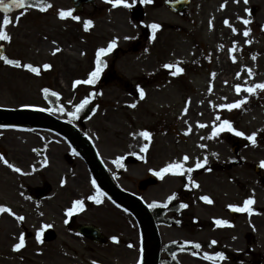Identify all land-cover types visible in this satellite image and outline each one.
<instances>
[{"label":"rangeland","instance_id":"rangeland-1","mask_svg":"<svg viewBox=\"0 0 264 264\" xmlns=\"http://www.w3.org/2000/svg\"><path fill=\"white\" fill-rule=\"evenodd\" d=\"M49 1L52 9L40 15L29 8H12L7 13L10 24L5 27V31L11 37L5 43L7 57L19 60L22 65L31 63L42 68L48 62L52 67L45 76L36 78L22 66H6L0 61L1 107L13 109L24 105L32 106L28 108L43 107L40 87L48 84L54 92L60 93L58 102L70 112L73 111L74 104L88 97L90 87H98L99 93L94 101L97 108L85 124L86 132L94 141L108 172L116 177L118 186L132 193H136L139 181L145 179L147 175H155L156 171L169 162H181L185 168L193 169L198 159L203 163L207 158V165L212 166L225 164L232 159L230 147L220 140V134L211 138V133H208L213 122L219 124L217 116L227 117L234 128L248 135L256 132L258 136L256 144L248 143L242 149V155L246 161L254 163L264 159V90L256 91L253 102V94H247L243 90L238 94L228 88L236 77L235 74H229L224 80L220 79V82L216 80L220 87L213 90L215 92L213 95H202L206 93L203 89L211 85H207L205 79L207 76L211 77L210 67H213V64L208 62L207 69L201 68L204 64L200 49H204L203 47L198 51L194 50L193 53L199 54L200 59L199 67L194 68V77L186 73L182 77L183 80H180L162 72L165 63L187 61L186 58H179L177 48L178 41L183 43L182 40L190 39L185 36L186 34L207 45L206 35L208 37L210 33L204 31L200 34L198 29L187 25L182 34L166 29L162 32L157 31L156 39L147 41L146 26L152 21L170 22L173 20L171 16L166 13L162 15L159 11H149L147 14L146 10L147 15L141 20H134L130 16V8L123 5L113 7L107 0H96L98 4L102 3L107 7L95 11L87 8L85 13L76 14L80 20H75L72 16L62 19L58 13L62 9L70 10V1ZM139 1L128 0L132 6ZM222 4L225 5L224 0H194L190 14L204 5L206 11H211L217 16L219 9L221 13L225 8V6L221 8ZM246 4L256 6L258 14L254 19L245 16L250 23L244 24V27L238 22H235L236 25L229 23V26L225 25L224 21L218 22V26H215L214 46L216 50H219V47L223 48V61H233V55L236 57L235 62L239 61L237 56L242 53L240 52L242 45L235 42V51L230 53L234 46L232 37L239 33L243 34L246 28L250 29L248 36L243 34L246 48L243 51L244 55L242 54L244 59L240 63L242 67L238 70L242 73L243 83L249 86V68L254 75L251 79L253 84L264 82V32L261 29L256 30L254 26V23L259 26L264 22V0H247ZM21 12L24 14L21 15ZM4 15V12L0 13V24ZM238 17L242 18L241 15ZM85 19L92 21L88 29L84 28ZM226 26L230 28H223ZM233 27L237 29L236 32H233ZM223 32L228 33L225 39ZM114 38L116 47L112 52L104 54L101 59L105 64L112 60L111 67L123 77V82L116 80L105 84L99 80L94 86L81 83L74 88L76 80H86L89 73L95 69L97 50L107 47ZM57 48L60 49L59 52L55 51ZM209 48L206 52L210 57ZM219 63V58H215L214 67L217 68ZM126 84L131 86L130 92L123 89ZM138 85L145 91L143 98L140 97L139 91L138 94H133ZM222 87L223 89H220ZM218 90L223 92L220 93ZM245 96L251 97L246 101L251 105H244L242 110L218 107L223 103L241 100ZM133 104L136 106L132 107ZM185 107L188 109L186 113ZM199 124L210 127H200ZM142 130L151 133L150 139L146 140L139 135ZM133 133L137 135L133 136ZM244 139L249 142L245 137ZM209 140L212 141L211 144L206 147L200 146L206 145L205 142ZM145 143L149 147L142 151ZM65 154L66 146L46 132L0 128V155L22 170L16 172L0 160V205L7 206L11 212L24 217V225L31 231L30 233L51 222L53 205L62 204L61 201L64 199L81 200L95 190L81 162L74 158L68 161ZM185 154L190 158L186 162L183 161ZM128 156H138L139 160H136L135 164H124L123 171L116 169V159ZM141 156L144 158L141 159ZM45 159L48 161L47 164L44 163ZM187 175L186 172L165 173L163 178L155 175L159 179L158 185L148 188L140 196L147 204L154 201L164 204L169 195L187 185V188H190L189 208L184 215L198 218L200 228L196 233L192 232L194 234L162 228L159 230L160 236L162 242L192 241L201 245V248H196V253L186 252L177 255L176 260L180 264H208L203 254L205 252L213 254L222 251L224 247V232L221 226H216L215 219H222L225 216L223 209L227 203H238L237 199H243L245 194H252L249 186L245 184L261 180L264 182V171L258 177L246 165V170L233 168L225 174L216 171L199 173L196 177H191V181H195L198 187L191 183ZM43 180L51 184L52 193L39 203L30 202L25 193V186H39ZM66 180L67 183L62 188L60 181ZM204 195L209 196L213 203H199L198 199ZM257 195L256 204H264V192L259 191ZM100 219L119 221L122 216L104 204ZM2 220L0 219V248L6 250L0 249V264H93V261L96 264L105 261L111 264H137L138 261L139 238L136 229L134 250L131 251L115 250L113 247H110V250H84L81 246H75L78 250H57L55 246H62L58 245L59 243L54 246H41L30 238L24 239L25 244H28L27 249L21 250L18 254L9 250L15 242L16 233L8 230V225ZM211 222L215 223L213 231L209 228ZM212 240L218 243L212 245ZM215 264L222 262L216 261Z\"/></svg>","mask_w":264,"mask_h":264},{"label":"flooded vegetation","instance_id":"flooded-vegetation-1","mask_svg":"<svg viewBox=\"0 0 264 264\" xmlns=\"http://www.w3.org/2000/svg\"><path fill=\"white\" fill-rule=\"evenodd\" d=\"M167 1H175V0H152L151 3H144V6H146L147 14L149 11L154 12H160L162 15H169L171 16L173 20H170V22H167L166 20H160L158 23L162 25L161 30L164 31L166 29L175 30L176 32L182 34V31H184V27L187 25H191L192 27L198 29L201 32L207 31L210 33V35L207 37V45L201 44L198 42L196 38H191L189 34H186L185 36L190 38L185 40H182V42L177 43L178 48V56L179 58H186L187 61L185 62H179V66L184 69V72L181 76H178L179 78L183 77L186 73L190 74V77L194 76V68L198 65V55L193 54L194 50L198 51L201 47L204 49L202 50V57H203V63L209 62V64H213V67H210V70L212 69V73H209L211 77H206L205 81L208 85L205 87L206 92L208 91L209 87H212V91L216 87H220L219 83L220 79H224L227 77V75L232 73H238L239 68L241 67L240 62L243 61V51L245 48V40L241 33L235 35L232 37V40L234 42H238L242 45L240 48V52H242L240 55L237 56L239 61L231 62L230 60L223 61V48L219 47V50L215 49L214 46V37H215V26H218V22L224 21L225 19L229 20V23H233V25H236L235 22L242 23V20L245 17L244 10L246 9L244 0H224L225 8H223V11L220 13L221 9H219V12L217 16H214L211 11H206L207 9L204 7V5L200 6L199 9H196L193 13L190 14L189 10H182L179 11V13L176 11H173L171 7L167 4ZM190 4H194V0H190ZM234 4L232 7L231 5ZM39 9V8H38ZM98 8H95L97 10ZM100 9V7H99ZM146 14V15H147ZM242 16V19H238L240 15ZM209 21H212V27L209 26ZM229 26V25H228ZM223 27L229 29L230 27ZM228 33L223 32V38H227ZM147 38V36H146ZM210 47V48H209ZM207 48L210 49V57L206 54H204L207 50ZM191 55H189V54ZM186 54L189 55L186 57ZM244 55V54H243ZM209 57V58H208ZM258 57V56H257ZM256 57V58H257ZM215 58H219L220 63L218 64V67H214ZM228 58V55H227ZM226 62V64L224 63ZM214 70V71H213ZM107 74L110 73V69H107L105 71ZM213 74H215L213 76ZM242 75V74H241ZM234 84H242V81L238 78H236ZM217 85V86H216ZM234 85V86H235ZM230 86L229 89L234 87ZM190 88V87H187ZM220 89H223L220 88ZM211 91V92H212ZM209 92V91H208ZM210 92V93H211ZM193 93V92H190ZM62 104L56 105L52 104L50 107L55 109H58ZM64 107V106H63ZM65 108V107H64ZM68 109L65 108V112ZM52 113L56 114H63L59 111H54ZM66 116V115H65ZM77 123H80L81 119H76ZM82 128L86 131V127L82 125ZM225 140L227 144H231L232 146H237L238 151L234 154V159L232 161H229L227 163L228 168H232V165L237 166L238 168L246 170V165L248 166L249 170H253V172L259 174L261 170L257 166L256 163L246 161V158L243 157L241 153V149L245 147V143L243 137H238L234 133H229L225 135ZM63 144L65 143L63 140L61 141ZM47 148H45V151ZM43 152V154L45 153ZM66 155V154H65ZM76 156V155H75ZM66 157V156H64ZM77 160L81 162L83 165V169L87 173V175L90 178V174L87 171V168L77 156ZM72 162V160H71ZM75 177V176H74ZM67 183V180L64 181V183L60 184L61 187L64 188V184ZM246 186H249V191L252 192V194H245L246 196H256L257 193L262 190V188H259V184H245ZM264 191V189H263ZM52 193V192H51ZM91 195H94L92 193ZM84 202V207L81 209V211L74 212L72 215L67 214V209L72 207L73 200L71 199H64L62 200V204L59 205H53L52 212H53V218L50 220L46 225H49L50 227H41L40 229L34 231L33 233H30L31 231L27 230L26 225H24V219L19 220L17 217L20 215H16L14 212H0V219H3L2 222L6 223L8 225V230L13 231L16 233V239L15 242L11 245L12 247L9 248V250H12L13 253H20L21 250H26L28 244L24 243V246L21 247L19 250L14 249V246L16 243L19 242V238L21 234L24 235L25 240H30L32 238L36 244L38 245H48V246H54V244L59 243L58 245H62L61 247H57V250H78L75 246H81L84 250H110V247L114 248L115 250H134V221L132 217L122 208L118 207L117 205L111 203L108 199L101 198V203L97 204L93 200L87 199V196H84L83 199H81ZM243 200V201H244ZM37 203V202H36ZM35 203V204H36ZM104 204H107L112 209L115 210V212L120 213L122 216V219H119L117 221L116 219H110L108 221H102L100 219L101 217V210L102 206ZM253 207H255V211L251 213L249 216L246 213L241 212H233V214L230 213V209L227 211L228 218L227 220L230 222L229 226L225 227V242H226V248L224 250L225 253V259H223V264H264V204L259 205L256 204L254 200ZM15 215H14V214ZM7 217V218H5ZM247 217H250L247 219ZM60 220V222H59ZM161 222L166 225L165 220H161ZM82 226H91L94 229H97L100 231V233L104 236V238H101L100 241H95L96 239H92L90 237H86L79 233V229ZM51 230V237L48 241L44 240V237L42 236V239L37 240L36 236L37 233L40 232V234L44 230ZM95 232V231H94ZM95 235H92V237ZM116 237L117 239L114 241L112 237ZM13 236L11 235V238ZM63 240V242H61ZM11 242V240H10ZM9 242V243H10ZM233 245L235 247H238L239 250H232ZM50 248V247H49ZM1 249V248H0ZM1 250H6V248H3ZM9 256V255H8ZM6 256H3L5 258ZM104 264H111L109 261L103 262Z\"/></svg>","mask_w":264,"mask_h":264},{"label":"snow or ice","instance_id":"snow-or-ice-1","mask_svg":"<svg viewBox=\"0 0 264 264\" xmlns=\"http://www.w3.org/2000/svg\"><path fill=\"white\" fill-rule=\"evenodd\" d=\"M107 2L110 3L113 7L120 6V5H123L124 7H128V8L132 7V4L129 3L128 0H107ZM141 2L147 4V3H151L152 0H141ZM245 2H247V0H245ZM29 6L37 7V8H39L40 11H47L49 8L52 7V5L49 4V3H46L45 0H7V2H5V0H0V9H2L3 12L5 13V15L3 16L2 24H0V40L8 41V40L11 39L10 35L8 34V32L5 31V27L10 24V17H9V15H7V13H9L12 8L21 9V8H27ZM224 6L225 5L222 4L221 8H223ZM246 11H247V9H246ZM23 14L24 13L21 12V15H23ZM58 15H59L60 18L63 19V18L72 16V11L71 10H63L62 9V10L59 11ZM72 18L75 19V20H80V17H78V16H72ZM238 19H242V18H238ZM16 21L18 23L19 16L16 18ZM224 23H225V25H229V20L225 19ZM243 23L245 25H247V24L250 23V21L247 20V19H243ZM91 24H92L91 20H86L84 22V28L88 29ZM209 26L210 27L213 26L212 25V21H209ZM161 27H162V25H160L159 23H155V22H153L150 25V28L152 30V38L153 39H155V34H156L157 30L160 29ZM232 30H233V32L237 31V29L234 28V27H233ZM249 31H250V29L246 28L244 30L243 34L245 36H248ZM250 42L251 41H246V43H250ZM233 45H234L233 48L230 49V53L235 51V42H233ZM0 47H2V45H0ZM115 47H116V38L111 40L108 43L107 47L99 48L97 50V52H96V67H95V69L89 73V76H88V78L86 80H83V81L82 80H76L74 82V84H73V87L75 88L76 85H79L81 83L88 84V85L95 84L96 81L99 79L100 74L103 71V68L106 66L105 65V61H103L101 59V57L104 54H106V53L112 52ZM55 51L59 52L60 49L57 48ZM232 59L235 62L236 57L233 55ZM253 59H255V57H253ZM0 60H3L8 65H13V66H17V67H21L22 66L23 68L28 69L31 72L35 73V74H39L40 73V68L39 67H36L33 64H31V63H27V64H23L22 65L19 60H17V59H9L3 52H0ZM51 67H52V65L47 64V63H45L43 65L44 69H49ZM163 68L170 70V75H172V76H177V75H179V74L184 72V69L182 67H180L178 63L177 64L165 63L163 65ZM252 74H253L252 69L249 68L248 69V75L251 76ZM214 75L215 74H213V76ZM239 76H240V73H237V77H239ZM137 88H138L140 97L143 98L145 96L144 89L142 87H140L139 85L137 86ZM242 90L246 91L249 94H253L257 90H264V82L255 83V84H252V85H249V86H246V87L242 86L241 84H236L235 85V91L238 94ZM42 91L45 94H48L50 90L48 88H44V89H42ZM208 91L209 92L212 91V87L211 86L209 87ZM51 95L53 97H57L58 98L60 96V93L52 92ZM247 99H248V97L245 96L241 100H236L233 103H223V104L218 105V107L221 108V109L239 108L247 101ZM89 102H90V97H85L83 100H81L79 103H77L74 106L75 110L68 112L67 115L69 117H71L72 119L78 118L80 112L84 110V108L89 104ZM69 103H71V102H69ZM188 103H190V99H189ZM135 106H136L135 104L132 105V107H135ZM24 107H32V106L31 105H24ZM187 110H188L187 107H185L184 112L186 113ZM41 111H45V112L59 111L61 113H64L65 112V108L63 107V105H61L58 109H55V110L53 108H42ZM95 111H96V108H93L92 112L94 113ZM217 120H220L219 116H217ZM199 126L200 127H206L207 125L206 124H199ZM0 127H7V126L6 125H0ZM225 131H228L230 133H234L238 137H245L252 144H256V142H257L256 141V137H257V133L256 132H253L250 135H248V134H246L243 131H239L236 128H234L233 125H232V122L227 120V119L222 120L218 125L215 122H213L212 132H211L212 137H216L220 133H223ZM132 135L135 136L137 134L133 133ZM139 135L144 137L146 140L150 139V137H151V133L149 131H147V130H142L139 133ZM200 146L201 147H206V145H200ZM148 147H149V145L147 143H145L143 145V147H142V151L147 150ZM73 151L75 152V149H73ZM140 158L143 159L144 157L141 156ZM189 159H190L189 156L187 154H185L184 157H183V161L186 162ZM0 160H3V162L6 165H8L10 168H13V170L16 171V172H21L22 171L19 167H16L15 165L10 164L9 161L7 159H5L2 155H0ZM121 160H123V157H118L116 159L115 163L118 166L122 167V165L120 164ZM44 163L45 164L48 163L47 159L44 160ZM203 163H207V158H205ZM203 163L198 159L196 161V163H195V168L202 167ZM261 167H264V161H261ZM192 171H193V169L191 167L185 168L184 163L173 161V162H169L166 166L161 168L159 171H156L155 175L158 176V177L163 178V175L165 173L184 174L185 172L186 173H191ZM189 180L191 181V177L190 176H189ZM61 183H64V181H61ZM92 183H93V186L96 187V192H95L94 195H90L89 197H87V199L93 200L97 204H99V203H101V197L102 196H107V193L103 192L98 186H96V181L95 180H93ZM191 183L195 184L198 187V184H196L195 181H191ZM185 186L187 187V185H185ZM175 197H176V193H172L171 195H169L167 197V201L171 202L172 200L175 199ZM200 199L203 200V201H206L208 203H212L213 202L211 200V198L209 196H207V195L201 196ZM253 204H254V199L253 198H246L243 201L242 205L229 204L227 207L232 209L233 211H236V212L251 214V213H253L255 211V209L252 207ZM157 206H158V202H155V201L148 204V207L150 209L151 208H156ZM164 206L166 207L167 204H164ZM83 207H84V202L82 200H80V199H77V200H75L73 202L72 207L68 208L66 211H67V214L70 216L75 211H77L79 209H82ZM179 207L180 208H186V207H188V205L186 203L182 202ZM5 211L11 212V209L8 208L7 206L0 205V212H5ZM17 218L19 220H23L24 219V217H22V216H19ZM215 223L217 225H219V226H229L230 225V222L228 220L219 219V218L215 219ZM45 227H50V226L49 225H45ZM36 238H37V240H40V238H41L40 232L37 233ZM112 239L115 241L117 238L114 236V237H112ZM24 243H25L24 235L21 234V236L19 238V242L14 245V249L19 250L21 247L24 246ZM193 243L195 245V248H197V249L201 248V245L198 242H192V241H185L184 242L185 245L193 244ZM217 243L218 242L216 240H212L211 241L212 245H215ZM203 255H204L205 259L214 261V264H215L216 261H221V260L226 258L225 257V253L223 251H217V252H215L213 254L205 252ZM93 264H96V262L93 261Z\"/></svg>","mask_w":264,"mask_h":264},{"label":"water","instance_id":"water-1","mask_svg":"<svg viewBox=\"0 0 264 264\" xmlns=\"http://www.w3.org/2000/svg\"><path fill=\"white\" fill-rule=\"evenodd\" d=\"M92 4V0H71V4L75 10L79 11L84 4ZM186 5V1H177L174 6L180 8ZM255 10H252L254 13ZM136 16H140V9H134ZM0 52L2 48H0ZM0 125L7 127L20 128H37L52 130L60 135L65 136L74 146L85 147L80 134L69 124L61 122L44 112L36 110H3L0 109ZM83 155V154H82ZM84 156V155H83ZM84 159L87 161L90 172L96 180L98 186L108 194L110 198L118 202L124 208L129 210L136 219L142 236V257L140 264H158L160 240L153 219L146 207L137 199L117 190L110 182L107 174L102 169L100 163L91 152ZM156 182L147 179L139 183L138 189L145 190L148 186L154 185ZM30 197L34 200L44 198L49 191L48 185L43 188H28ZM50 232L47 233L49 237Z\"/></svg>","mask_w":264,"mask_h":264}]
</instances>
